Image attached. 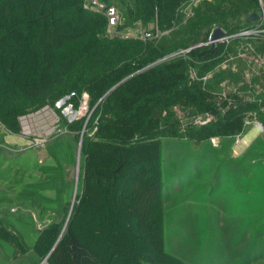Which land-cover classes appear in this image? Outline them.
<instances>
[{"label": "trees", "instance_id": "obj_1", "mask_svg": "<svg viewBox=\"0 0 264 264\" xmlns=\"http://www.w3.org/2000/svg\"><path fill=\"white\" fill-rule=\"evenodd\" d=\"M87 1L0 0V124L19 134L21 116L54 108L63 97L78 107L85 94L89 108L76 122L87 127L81 191L60 221L39 229L33 252L47 258L45 264H188L165 251L160 138H187L197 148L240 133V111L256 113L264 128V111L245 103L186 127L166 122L184 101L195 112L215 110L206 99L218 83L201 78L215 65L216 49L162 60L152 40L109 36L103 15L108 6L94 11ZM261 1L246 4L255 11ZM142 4L146 12L148 0ZM195 65L198 78L191 80L188 70ZM74 124L65 125L75 131ZM0 239L16 254L26 252L2 219Z\"/></svg>", "mask_w": 264, "mask_h": 264}, {"label": "rangeland", "instance_id": "obj_2", "mask_svg": "<svg viewBox=\"0 0 264 264\" xmlns=\"http://www.w3.org/2000/svg\"><path fill=\"white\" fill-rule=\"evenodd\" d=\"M246 3L247 0H148L145 12L142 0H88L85 7L94 11L112 8L113 13H103L109 36L152 40L165 60L179 54L188 60L189 53L210 48L215 29L223 31L215 47L216 63L206 67L201 78L204 83H218L216 91L206 99L212 100L215 110L195 112L184 101L166 117V122H183L186 127L222 117L245 103L259 104L260 111H264V33L253 31L259 22L247 21L253 12L264 18V2L255 11ZM145 18L149 21H143ZM247 23H252L251 27L229 32ZM188 77L197 80L196 65L190 66ZM78 111V107L69 109L64 103H55L54 108L45 106L20 117L22 130L40 126L48 135L57 134L48 132L52 127L75 123L72 128L79 132L76 143L69 133L43 140L42 150L49 153L43 162L37 150L33 153L28 149L30 139L21 133H10L0 124V216L26 249L16 254L13 245L0 239V264H45L32 249L39 233L33 215L41 216V210L57 211L59 201L68 198V188H62L61 193L57 187L64 186V175L71 168V193L81 191L84 158L80 142L87 127L76 122L87 117L89 108L84 115L83 110L81 114ZM240 114V133L210 138L197 148L187 138H160L164 246L168 254L185 263L264 264V128L256 113ZM60 130L64 129H57ZM21 149L24 151L17 152ZM50 163L53 166H47ZM45 188L54 190V199L46 198Z\"/></svg>", "mask_w": 264, "mask_h": 264}, {"label": "crops", "instance_id": "obj_3", "mask_svg": "<svg viewBox=\"0 0 264 264\" xmlns=\"http://www.w3.org/2000/svg\"><path fill=\"white\" fill-rule=\"evenodd\" d=\"M41 111V110H40ZM34 130H36V131H38V130H42V128L39 126V127H37L36 129L34 128V127H32ZM58 128H63L64 130H60V131H57V129ZM52 131H54V132H57V134H53L52 136H49L48 135V133H46L45 135H47V137H48V139L49 138H52V137H56V136H59V135H62V134H64V133H69L70 134V136L72 137V139L74 140V142L76 143V139H75V131H71L68 127H67V125H65V124H59L58 126H55V127H52V128H50V130L48 131V132H52ZM44 135V136H45ZM27 144H28V149H32V152L33 153H35L36 151L35 150H37L38 151V155H39V161H41V162H43V160L45 159V158H47L48 156H49V153L48 152H46V151H44V150H42V149H44L42 146H39V147H33V146H31L32 144L27 140ZM47 144H49V143H47ZM24 148H26V145L24 146ZM24 150L23 149H21V150H19V151H17V152H23ZM47 166H49V167H51V166H53L51 163H50V165H47ZM65 177H64V182H65V184H64V186L62 187V186H58L57 187V190H58V192H61V190H62V188H65V190L68 188V190H69V195H68V198L66 197L65 199H63L62 201H59V203H60V205H59V207L57 208V211L56 210H53V209H51V210H47V211H45L44 212V210H41V212H43L42 214H41V216H39V215H37V214H35V215H33L34 217H35V219L38 221V223H37V226H38V224H39V226H38V231H39V229L42 227V226H44V225H46V224H49L50 222H53V221H60L63 217H64V210H65V206L67 205V204H72L73 202H74V198H75V190H73V194L71 193V186L69 185V182L70 183H72V180H73V170H72V168H71V172L70 173H67L66 175H64ZM51 179H49V181H50ZM41 181V180H40ZM59 185V184H58ZM62 193V192H61ZM51 194H54V190L53 189H44V195L46 196V198L47 199H54V198H52L51 197ZM11 210H13V211H16V209L15 208H11ZM49 212H50V215H47V214H49ZM255 215H258V213H256ZM60 216V217H59ZM0 219H2L3 221H4V219L0 216ZM14 225V224H13ZM38 237V236H37ZM37 239V238H36ZM35 242H36V240H35ZM35 242H34V244H35ZM34 246V245H33ZM32 249H33V247H32ZM38 258V257H37ZM39 259V258H38Z\"/></svg>", "mask_w": 264, "mask_h": 264}, {"label": "built area", "instance_id": "obj_4", "mask_svg": "<svg viewBox=\"0 0 264 264\" xmlns=\"http://www.w3.org/2000/svg\"><path fill=\"white\" fill-rule=\"evenodd\" d=\"M104 7H102V9H103ZM106 12L108 13H113V9L112 8H107L106 9ZM262 12H264V7H262ZM112 15V14H111ZM111 20H113V18L111 17ZM262 20H264V18H262L261 17V19H260V21H258L259 23H258V25H256V27L254 28V32H261V33H264V28H262V27H264V24H262ZM112 24H113V22H112ZM246 33H249L248 31L246 32ZM219 41V40H218ZM203 46H205L206 45V43H204V44H202ZM197 47V46H196ZM196 47H194V48H196ZM67 99V98H66ZM65 102H66V100H65ZM65 102H64V104H65ZM80 103L81 104H79V106H78V109H79V111H78V113H80L81 114V111L80 110H83V114L82 115H84L86 112H87V107H88V104H87V97H86V95L85 94H83L82 95V98H81V100H80ZM65 106L67 107V108H69V109H72L73 108V106H72V104H70V103H66L65 104ZM68 110V109H67ZM68 116H71V115H68ZM22 117V116H21ZM20 119V118H19ZM20 123V122H19ZM21 127V126H20ZM20 133L22 134V135H25V137L26 138H28V139H30L31 140V144L34 146V147H39V146H41V144H42V142H43V140L44 139H48V137H47V135H45L46 133H45V131H43V130H38V131H36V130H34L33 128H31V127H26L24 130H20ZM45 135V136H44ZM49 136H52V134L51 135H49Z\"/></svg>", "mask_w": 264, "mask_h": 264}, {"label": "water", "instance_id": "obj_5", "mask_svg": "<svg viewBox=\"0 0 264 264\" xmlns=\"http://www.w3.org/2000/svg\"><path fill=\"white\" fill-rule=\"evenodd\" d=\"M261 19V16L258 15L256 12H253L250 14V16L247 18V21H260ZM223 35V31L219 30V29H215L214 32L212 33L211 35V40L209 41V44H210V48L208 49V52H212L216 45H217V41L221 38V36ZM200 46H203L202 44L200 45H197V47H200ZM196 47V46H195ZM193 49V48H190V50ZM165 58H162V60H164ZM124 81V80H123ZM114 88V87H113ZM112 88V89H113ZM66 100V97H63L61 98L59 101L56 102V105H59V104H62L64 103ZM261 126V125H260ZM81 143V142H80ZM71 210V209H70ZM70 212V211H69ZM68 217V216H67ZM46 259L45 258L43 261L44 263L46 262Z\"/></svg>", "mask_w": 264, "mask_h": 264}]
</instances>
